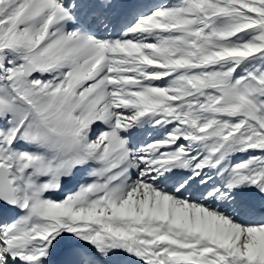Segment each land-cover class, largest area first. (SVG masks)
I'll use <instances>...</instances> for the list:
<instances>
[{
	"label": "snow or ice",
	"instance_id": "obj_1",
	"mask_svg": "<svg viewBox=\"0 0 264 264\" xmlns=\"http://www.w3.org/2000/svg\"><path fill=\"white\" fill-rule=\"evenodd\" d=\"M0 264H264V0H0Z\"/></svg>",
	"mask_w": 264,
	"mask_h": 264
}]
</instances>
